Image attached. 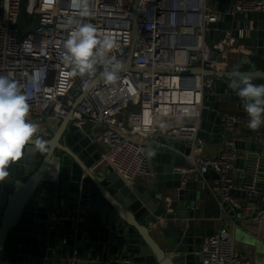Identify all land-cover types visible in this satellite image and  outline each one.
Masks as SVG:
<instances>
[{
  "label": "built area",
  "instance_id": "1",
  "mask_svg": "<svg viewBox=\"0 0 264 264\" xmlns=\"http://www.w3.org/2000/svg\"><path fill=\"white\" fill-rule=\"evenodd\" d=\"M20 2L0 3V75H10L22 91L31 93L28 119L39 124V132L47 133L51 118L65 119L72 112L73 124L81 130L86 131L90 122L100 125V132L89 134L104 146L103 161L130 187L152 175L145 144L157 143V131L188 140L191 153L175 171L182 176V186L197 182L198 190L209 194L221 212L218 228L202 240L201 264H257L235 250L234 239V228L254 219L264 198V153L235 147L239 128L247 127L248 114L222 113L223 129L235 137L216 156L205 154L208 141L198 133L205 99L215 87L214 78L202 71H225L231 56L254 55L244 43L243 33L238 39L231 31H223L208 42V23L223 21L228 14L264 12V0H237L227 10L211 11L209 0H138V35L133 21L135 0H89L90 15L86 17L78 15L71 0H37L36 6L33 2L26 8L24 25L39 17L38 28L19 41ZM69 17L91 23L101 35L110 33L117 39L118 47L110 55L122 62L123 69L114 84L100 78L98 71L91 81L77 76L61 87L67 70L62 60L63 41L69 35L63 25ZM129 61L131 67H127ZM36 73L40 77L33 87L30 78ZM86 82L91 86L85 88ZM248 130L252 142L264 148V133ZM239 158L245 160L241 178L235 176ZM92 200L79 198L69 214L52 208L48 212L50 231L56 232L68 220L85 221ZM167 201L172 202L171 198ZM225 203L236 211L235 217L225 210ZM67 242L64 238L63 243ZM74 255H78L77 249ZM129 263L127 256L108 261Z\"/></svg>",
  "mask_w": 264,
  "mask_h": 264
},
{
  "label": "water",
  "instance_id": "2",
  "mask_svg": "<svg viewBox=\"0 0 264 264\" xmlns=\"http://www.w3.org/2000/svg\"><path fill=\"white\" fill-rule=\"evenodd\" d=\"M216 1L224 4L218 9L227 10L237 0H210L209 11ZM26 2H20L19 41L36 31L39 24L37 17L30 19L31 25H24ZM137 3L135 0L133 5L135 35H138ZM208 28L209 40L218 39L223 31H231L238 39L243 33L246 36L243 41L254 50V55H240L237 70L251 72L253 83L264 84V12L228 14L223 21L208 23ZM131 64L129 61L127 67ZM233 71L236 70L202 71L214 78L215 87L205 99L198 137L213 146H224L235 137L222 126L223 100L229 98L243 108V100L228 87ZM72 113L57 130L47 123L53 132L52 138L47 139L49 152L33 151L34 146L27 145L21 159L9 168V176L0 181V264H108L114 256L129 257V264H201L202 240L212 235L215 228L202 226L196 218L197 182L182 186V176L175 171V166L186 162L191 143L176 133L157 131V143L145 144L152 175L147 183L130 187L103 161L101 145L73 124ZM243 129L249 128L241 127L239 131ZM258 130L264 133V126ZM251 136V133L238 135L236 149L264 153V148L247 140ZM244 165V159H237L239 178ZM79 198L93 199L86 220L65 221L56 232H51L48 212L55 208L59 213L69 214ZM224 208L231 217L236 216L229 204L225 203ZM258 210L254 221L237 226L251 238L245 244L252 252L264 241V198ZM66 231L77 236L87 234L98 248L94 246L96 250L79 259L74 249L59 245V237Z\"/></svg>",
  "mask_w": 264,
  "mask_h": 264
},
{
  "label": "clouds",
  "instance_id": "3",
  "mask_svg": "<svg viewBox=\"0 0 264 264\" xmlns=\"http://www.w3.org/2000/svg\"><path fill=\"white\" fill-rule=\"evenodd\" d=\"M71 6L80 17L90 15L89 0H71ZM69 35L63 41L62 60L65 70L62 75L63 88L74 77H88L91 81L97 75L107 83L119 80L122 62L110 55L118 47L117 39L110 33L101 35L91 23L69 17L63 25ZM40 73L30 78L36 87ZM254 74L233 71L228 87L243 100L248 114L247 127L253 131L264 126V84L253 83ZM85 88L91 86L86 82ZM31 93L22 91V86L10 75H0V181L9 176V168L21 159L27 145L33 151L47 153L49 142L37 135L39 124L28 119Z\"/></svg>",
  "mask_w": 264,
  "mask_h": 264
},
{
  "label": "crops",
  "instance_id": "4",
  "mask_svg": "<svg viewBox=\"0 0 264 264\" xmlns=\"http://www.w3.org/2000/svg\"><path fill=\"white\" fill-rule=\"evenodd\" d=\"M1 1L2 0H0V3H1ZM217 4H218V1L214 2V6L212 7V10H219L218 9L219 7H224V4H218V5ZM211 42H213V40H210V43ZM237 65H238V56H231L230 57V66L227 70H237V68H238ZM223 101L224 102L222 103V107L220 109L221 114L228 112V113L242 115L245 113L242 106L231 101L229 98L225 99ZM63 120L64 119H62V118H56V117L51 118L49 121V125L54 130H57L60 127V125L62 124ZM101 129H102V127L100 125H97V124L91 123V122L88 123L86 126V131L88 134L94 133V132H100ZM238 133L243 134V135H248L251 132L249 130L243 129L242 131H238ZM37 135L40 136L41 138L47 140V139L52 138L53 132L48 128L47 133L38 132ZM247 140L252 141V138L251 137L247 138ZM101 147H102V150L104 151V146L101 145ZM221 149H222V146H213L209 143V144H207V146L205 148V154L207 156H216L220 153ZM235 176L237 178H239V175L237 172L235 173ZM210 177H211V175H210ZM149 179H150L149 176L144 177V178H140L135 183V186L145 184V183H147V181ZM195 212H196V218L202 219V220H200V224L202 226H204L206 228H215V229L218 228L219 223L217 221V218L220 217L221 212H220L219 206L217 205L215 200L209 194H205L202 191H199L198 200L195 203ZM93 218L97 219V218H99V216L93 217ZM203 218H208L209 220L206 221V220H203ZM215 218H216V220H215ZM254 219L249 220V221H254ZM241 223H243V221ZM64 238L68 239L67 244L63 243ZM76 239L78 241H76ZM59 245L67 247L69 249H77L78 254H79L78 255L79 259L82 258V255H85L87 252H90L91 250L95 249L94 246L96 247V245H97L96 248H98V244L95 245V243L90 242L89 236L87 234H84L83 236H77L76 233H74L72 231H66L65 234L60 235ZM252 253L256 257L252 261H254L257 264H264V241L261 242L258 245V248L256 249V251L254 249V252H252Z\"/></svg>",
  "mask_w": 264,
  "mask_h": 264
},
{
  "label": "rangeland",
  "instance_id": "5",
  "mask_svg": "<svg viewBox=\"0 0 264 264\" xmlns=\"http://www.w3.org/2000/svg\"><path fill=\"white\" fill-rule=\"evenodd\" d=\"M33 2H35V6H36L37 0H27L26 8L30 9ZM207 41L210 42L209 38H207ZM254 212L257 213V210ZM241 219H242V215H241V213H239L238 214L239 222H241ZM238 226H240V225H238ZM235 234H236L235 250L238 252L244 253L249 259L253 260L252 255H251V254H253L251 251V247L248 244H245V241H249L251 239L249 237V235L247 234V232L242 230L240 227H237Z\"/></svg>",
  "mask_w": 264,
  "mask_h": 264
}]
</instances>
